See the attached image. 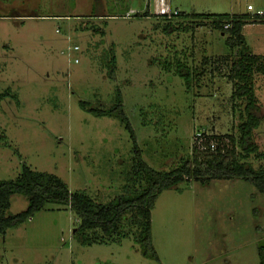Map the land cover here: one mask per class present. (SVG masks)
Returning <instances> with one entry per match:
<instances>
[{
  "label": "rangeland",
  "instance_id": "374dc122",
  "mask_svg": "<svg viewBox=\"0 0 264 264\" xmlns=\"http://www.w3.org/2000/svg\"><path fill=\"white\" fill-rule=\"evenodd\" d=\"M176 1L186 14H264V0ZM115 2L0 0V183L26 167L96 204L129 195L130 134L116 117L87 111H106L118 98L142 160L157 172L189 159L196 134L238 142L246 102L231 100L236 50L225 44L227 35L209 25L193 32L189 19L144 18L141 0ZM241 35L263 59L264 24H247ZM73 47L79 50H67ZM177 60L201 73L189 92L174 72ZM252 84L261 123L252 131L257 153L244 162L264 170V75L255 73ZM7 203L4 218L28 207L21 195ZM127 219L107 239L99 230L78 231L68 207L46 204L0 234V264H258L264 247V196L241 180L163 191L151 210L158 262L142 256Z\"/></svg>",
  "mask_w": 264,
  "mask_h": 264
},
{
  "label": "trees",
  "instance_id": "16d2710c",
  "mask_svg": "<svg viewBox=\"0 0 264 264\" xmlns=\"http://www.w3.org/2000/svg\"><path fill=\"white\" fill-rule=\"evenodd\" d=\"M160 17L168 21L189 19L193 32L209 25L222 35H227L225 44L230 50H236L228 75L233 84L231 100L244 99L246 102L244 115L240 117L242 122L238 126L240 134L238 142L232 136L203 135L204 140L201 147L198 148L196 144H193L189 159H182L179 165L169 172H157L141 158V151L136 145L134 133L123 112L121 99L118 98L115 105L106 111L87 109L89 113L97 117H116L130 134L133 143L134 167L132 179H130L129 195L116 198L107 204H96L81 192L70 193L67 185L60 179L43 173H35L23 167L21 174L14 181L0 183V234L30 219L46 204H55L69 208L79 222L78 231L84 233L99 230L107 239L119 232L126 218H132L133 223L127 219L129 225L126 226L136 227L142 256L158 262L159 259L151 239V210L157 197L163 191L182 182H197L207 187L212 181L241 180L251 184L259 194L264 196V170H254L244 162L249 155H256L258 150L252 142V131L260 126L261 119L255 114L256 103L252 77L255 73L264 75V58L259 59L252 56L241 35L243 27L247 24H264V16L198 15L175 12L169 17ZM224 26L228 29L224 30ZM174 69L175 74L183 80L186 92L191 91L194 85H198L197 80L199 79L197 78L201 73H195L185 62L177 60ZM82 107L86 108V104ZM211 142L215 144L213 151L209 147ZM237 148L241 153L236 152ZM13 195L26 197L28 207L21 214L4 218L8 199ZM93 242L98 241L90 239L87 243ZM100 242L103 243L104 240ZM257 256L258 264H264V247L258 248Z\"/></svg>",
  "mask_w": 264,
  "mask_h": 264
},
{
  "label": "crops",
  "instance_id": "0c3cea01",
  "mask_svg": "<svg viewBox=\"0 0 264 264\" xmlns=\"http://www.w3.org/2000/svg\"><path fill=\"white\" fill-rule=\"evenodd\" d=\"M111 1H115V0H111ZM118 1L119 0H116L115 3H117ZM141 1H143V5L145 6V12L142 13V15L145 16L144 18L154 17L155 19H160L157 13V11L160 9V6H157L156 0H141ZM163 3L168 8V11L170 14L175 13V12L186 14L185 12H180L177 9L176 6H180L181 4L180 2H177L176 0H163ZM57 18H63V17L60 16ZM98 18H103V16H98Z\"/></svg>",
  "mask_w": 264,
  "mask_h": 264
},
{
  "label": "built area",
  "instance_id": "2783aa9c",
  "mask_svg": "<svg viewBox=\"0 0 264 264\" xmlns=\"http://www.w3.org/2000/svg\"><path fill=\"white\" fill-rule=\"evenodd\" d=\"M156 4H157V6H160V9L157 11L158 16H167V17L170 16L168 8L163 3V0H156ZM246 9H247L248 12H252L253 11V9L250 6H247ZM250 16L251 17H257V16L258 17H262V16H264V14L262 12H257L256 14L250 15ZM227 29H228V27L224 26V30H227ZM67 50L69 52H72V51L75 52V51H78L79 49H78V47H73V48H68ZM74 63H77L76 59L74 60ZM203 140H204V138H203L202 134H196L195 139H194V141H195L194 144H196L197 147L199 148V147H201V145L203 143ZM209 147H210V150L213 151L215 149V144L213 142H211L209 144Z\"/></svg>",
  "mask_w": 264,
  "mask_h": 264
}]
</instances>
